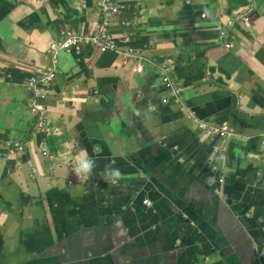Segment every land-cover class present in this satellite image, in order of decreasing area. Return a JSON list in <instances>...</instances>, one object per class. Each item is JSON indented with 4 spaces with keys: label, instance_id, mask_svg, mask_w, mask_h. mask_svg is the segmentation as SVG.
<instances>
[{
    "label": "crops",
    "instance_id": "obj_1",
    "mask_svg": "<svg viewBox=\"0 0 264 264\" xmlns=\"http://www.w3.org/2000/svg\"><path fill=\"white\" fill-rule=\"evenodd\" d=\"M12 1L13 10L7 12V2L0 0V42L3 45L6 36L10 41L6 53L0 48V91L10 84L13 98L16 96L12 86L24 83L35 65L46 66L49 42L62 36L56 20L42 27L39 19L31 18L35 21L32 23L26 22V18L41 11L61 10L69 2ZM113 1L116 5L131 2ZM132 1L137 15L128 33L137 35L127 36L129 45L119 37L115 43L121 52L142 51L152 70L144 74L143 65V71L137 72L136 60L123 65V87L118 100L122 120L132 122V129L138 134L154 130V122L145 120L159 113L156 105L165 94L156 64L162 61L167 73L176 76L183 86L188 103L199 107L200 117L230 126L236 132L233 138L215 139L233 151L236 163L244 165L246 151L250 150L259 154L251 162L262 165L264 0ZM73 3L81 6L77 11L80 15L66 16V25L92 29L90 12L94 1ZM37 5L44 7L36 11ZM64 21L65 17H61ZM120 29L115 26V30ZM222 31L224 36L220 35ZM226 42H232L233 47L227 48ZM102 48L87 44L81 53L59 54L58 72L48 91L46 107L53 115L64 110L67 124L75 115L70 98L90 102L104 87L103 64L118 55L96 50ZM11 50L15 59H10ZM30 63L32 67L23 69ZM27 97L24 89V95L16 97L10 106L12 124L5 123L0 115V264H202L205 258L210 259V264H264L257 254L264 249V201H232L235 193L246 197L249 188L231 182L222 195L223 201H231L229 206L221 201L190 202L204 187L184 178V168L178 166L167 148L116 159L113 166L119 168L122 179L114 189H102L103 201L97 200L95 183L104 179V167L112 162L109 156L99 157L92 176L77 177L79 191L86 189L90 201H54L53 192L46 201L37 199L55 186L60 188L58 198H64L63 191L68 190L64 186L72 174L69 161L77 157L68 144L72 138L64 137V132L47 138L52 151L50 159L40 155L35 145L40 134L34 135V118L27 111ZM137 100L141 101L138 110L134 105ZM169 108L167 105L166 109ZM173 112L180 113L176 109L169 114ZM179 123L191 122L183 116ZM14 141L25 150L9 156L4 145ZM171 143L193 144L197 159L212 154L215 163L221 161L210 140L198 132H181ZM126 155L128 151L123 156ZM28 161L37 164L32 175ZM133 163L140 164L147 173L138 177ZM156 182L163 193L167 186L174 187V199L153 193L151 198L155 201H141L142 183L150 187ZM114 195L121 201H112ZM236 213L245 218H237ZM150 245L156 250L152 251Z\"/></svg>",
    "mask_w": 264,
    "mask_h": 264
},
{
    "label": "rangeland",
    "instance_id": "obj_2",
    "mask_svg": "<svg viewBox=\"0 0 264 264\" xmlns=\"http://www.w3.org/2000/svg\"><path fill=\"white\" fill-rule=\"evenodd\" d=\"M5 1L7 2V12H11L13 10V8H11L13 1ZM66 1H68L69 4L66 3L63 9H57L52 12L48 10L34 13L31 17L26 18V22H29L31 18L39 19L43 27L49 25L52 19L56 20L61 28V34L67 31L75 33L78 41V48L76 50L83 51L87 44H96L97 42L98 45H96V48L99 44L104 46L102 49H96L99 52L105 53L109 51L123 56L120 46L114 41L119 37L125 39V45H129L127 36L137 35V32H135V34L128 33V29L133 25L137 15L133 3H131L133 2L132 0H129L131 2H128L126 6H119L118 10L115 12H107L104 9L102 1L93 0L94 7L90 12V18H93L92 29L80 27V25H66V16L68 17L71 13L80 15L77 11L81 10L79 4L73 3L76 0ZM42 7L44 6L37 5L36 11ZM26 11L27 15H29L31 8L28 6ZM61 17H65L64 22H61ZM104 19L107 22L105 24L103 23ZM6 20L11 19L7 17ZM31 21L35 23L34 20ZM115 26L121 29L115 30ZM9 43L10 41L7 36L3 41V45L0 42V48L3 47V54L7 52ZM132 53L139 55L135 58L136 64L142 63L145 70L144 74H149L152 70V65L148 63L146 56L142 55V51H132ZM9 56L10 59H15L12 50ZM15 62L19 63L20 60ZM156 64L158 71L168 74L162 61L156 62ZM32 66L33 64L30 63L29 66L22 67L23 69L26 67L29 69ZM103 69L104 75L102 76V83L104 87L97 92L90 102L77 97L70 98V102L75 109L74 120L71 123L67 124L65 122L66 117L64 115V110H61L60 114L53 115L50 113V110L47 109L45 120H41L32 115L34 118V135L35 133L40 134V138L35 142V145L42 157H49V159L52 157V151L51 149L49 150L47 145V138L56 137L58 129H62L64 137L72 138V140L68 141V144L71 146V149L76 152V157L86 150L87 154L94 158L97 164L100 156H109L112 161H115L116 159H121L126 151H128V157L131 158L138 154L145 155L148 152L163 147L169 149L172 158L176 161L178 166L184 168L185 179L189 180L191 184L204 187L200 192L194 194V201H223V191L226 190L231 182L237 185L245 184L247 188H249L246 197L239 193H235L232 201H264V160L261 159L263 162L262 165L251 162L257 155L259 156L258 153L247 150L245 164H237L233 151H228L223 143H218L209 133V121L200 117V113L187 114L184 116L191 122L187 125L179 123L183 115L174 112L169 114L170 110L174 111L177 109L180 112L184 106L183 99L179 98L174 92L170 94L167 102L159 98L156 105L158 110H160L159 113H157L154 118L145 120V122H154L155 134H153L154 130H143L142 133L138 134L132 129V122L127 124L120 117L122 109L118 104V100L121 97L123 87V61L117 60L115 57L113 61L104 63ZM135 75L140 74L135 72ZM176 78L177 77L174 76L173 80H176ZM9 86L10 84L6 85L4 89L0 91V115H2L4 122L10 125L13 122V113L10 110V106H12L16 97L20 98L24 95L26 84L22 83L12 86V91L16 96L13 98L11 97ZM107 87L108 89H105ZM24 99L26 102V97ZM167 105H170L169 110L166 109ZM107 111L110 112V115L105 114ZM184 131L198 132L201 136L207 137L213 146L214 152L220 153V163H215L214 155L212 154L205 159H197L195 157L196 149L193 144L180 146L177 143H171L174 136ZM19 146L20 143L14 141L5 143L4 148L9 156H16L20 154L15 152ZM55 146L58 148L57 140ZM24 150L25 148L23 152ZM76 160L77 159L74 157L69 163L72 174L68 176V182L65 183L64 188H68V190H66L64 198H58L60 188L55 186L53 188L54 201H90L87 198L88 191L83 189L80 192L77 187V176L73 172L76 166ZM133 165L138 177H143L144 174L147 173L140 164L133 163ZM36 166V163L29 162V175H32ZM96 169L97 166L93 170V173ZM117 185L118 183L113 185L111 182H106L105 178L97 181L95 183L97 200L103 201L101 199L102 189L108 187L114 189ZM142 192L143 198L141 201H155L151 198L153 193H159L167 200H173L177 195L175 188L172 186H167L163 193L157 182L150 187L142 183ZM112 201L121 200L118 195H114Z\"/></svg>",
    "mask_w": 264,
    "mask_h": 264
},
{
    "label": "built area",
    "instance_id": "obj_3",
    "mask_svg": "<svg viewBox=\"0 0 264 264\" xmlns=\"http://www.w3.org/2000/svg\"><path fill=\"white\" fill-rule=\"evenodd\" d=\"M104 5V9L107 12H115L118 10L119 6H125L123 4L116 5V3L113 0H101ZM245 20L247 21L248 18L246 17ZM107 23L106 21L104 24ZM221 36L225 35V32L222 31ZM77 39L76 35L73 32H64L62 33L61 38L52 40L48 44L47 52L49 56L50 63L46 66H40L35 65L33 68V73L28 76L24 82L26 84V90L28 92L27 97V108L31 115L36 116L37 118L41 120H45V114L47 111L46 107V100L48 98V91L51 88V83L55 79L56 74L58 72V59L59 54L61 52L69 53L71 51H75L76 53H81L80 50H76L78 48L77 46ZM115 42V41H114ZM91 44V43H90ZM96 47L98 43L91 44ZM225 46L227 48L233 47L232 42H226ZM98 47H104L101 44H99ZM106 47V46H105ZM132 49L130 50H124L122 51L123 56L125 58H129L131 56H134L137 58L139 55H136L132 53ZM135 70L137 72H142L143 65L138 64L135 67ZM163 81L166 83L168 87H174L172 83V79L169 74H164ZM167 99H164L166 101ZM209 133L214 137V139H229L236 136V132L232 129V127L227 125H216L211 124L209 126ZM23 148L19 146V148L15 151H21ZM36 172V169L34 168L33 174ZM147 204H149L148 201H146Z\"/></svg>",
    "mask_w": 264,
    "mask_h": 264
},
{
    "label": "water",
    "instance_id": "obj_4",
    "mask_svg": "<svg viewBox=\"0 0 264 264\" xmlns=\"http://www.w3.org/2000/svg\"><path fill=\"white\" fill-rule=\"evenodd\" d=\"M165 73L161 71V81H162V86H163V89H164V96L162 97V100L164 101V97L167 96L168 99H169V96L172 92H174L179 98H182L183 99V108L181 109L180 111V114L183 115V116H186L187 114H199V107L198 106H195V105H191L188 103L187 99L185 98L184 96V93H183V86L179 83L178 85L174 86V87H168L164 82H163V79H162V76L164 75ZM172 79H174L173 76H171ZM176 81V80H175ZM168 99L164 102H167ZM141 104V101L137 100L135 101L134 105H135V109H137V106ZM49 110V109H48ZM138 110V109H137ZM211 124H219V123H213V122H209V125ZM220 125V124H219ZM56 135H63V131L62 129H58L57 132H56ZM227 142V141H226ZM60 152V151H59ZM121 159H129L128 155L126 156H122ZM264 160V157L262 158ZM71 161H69L70 163ZM147 185H150L149 182H147ZM53 192V189H50L49 191H47L44 195H41L39 196L37 199H39L40 201H46L48 200V198L50 197V195L52 194ZM64 193L66 191H63ZM181 200L177 201V203H180ZM190 202H199V201H190ZM201 202V201H200ZM202 202H205V203H208V201H202ZM215 202H218V201H215ZM222 204L226 205V206H229L231 205V201H221ZM234 210L237 212V209L235 206H233ZM243 212H245L243 210ZM240 215L237 213V218H240V219H244L243 216L239 217ZM247 220H249L248 218H246ZM250 221V220H249ZM240 222V221H239ZM241 226L244 227L243 224H241ZM184 239L181 240V243L183 244ZM237 250V249H235ZM204 257H206V254H203ZM93 256H95V254L93 253ZM203 257V258H204ZM202 264H210V259L209 258H205L202 260Z\"/></svg>",
    "mask_w": 264,
    "mask_h": 264
},
{
    "label": "clouds",
    "instance_id": "obj_5",
    "mask_svg": "<svg viewBox=\"0 0 264 264\" xmlns=\"http://www.w3.org/2000/svg\"><path fill=\"white\" fill-rule=\"evenodd\" d=\"M138 64H142V63H138ZM163 76H162V79H163ZM171 79H172V77H171ZM164 99H168V97L165 96ZM114 163L115 162L112 161V162L105 165V167H104V178H105L106 182H111V184L116 185L119 182V180L122 179V173L120 172L118 167L113 166ZM96 166H97L96 160L94 158L90 157L87 154V151L85 150V151L81 152L79 154V156L77 157L76 166L73 169V172L75 173V175L78 178H80V177L87 178V177H90L93 175V170L96 168Z\"/></svg>",
    "mask_w": 264,
    "mask_h": 264
},
{
    "label": "flooded vegetation",
    "instance_id": "obj_6",
    "mask_svg": "<svg viewBox=\"0 0 264 264\" xmlns=\"http://www.w3.org/2000/svg\"><path fill=\"white\" fill-rule=\"evenodd\" d=\"M127 4H125V6H126ZM117 60H122L123 61V65H125V64H128L130 61H133V60H135V57L134 56H131V57H129V58H125L124 56H122V55H118L117 56ZM170 77H171V74H170ZM172 83L174 84V85H178L179 84V82H177V81H175V80H173L172 79ZM218 139V138H217ZM230 139V138H229ZM223 140V139H222ZM252 245V244H251ZM150 247L152 248V251H155L156 250V247L155 246H153V245H150ZM257 254H258V260L259 261H261V262H264V249L262 248V250L260 251V252H257ZM257 260V259H256ZM258 260H257V263H258Z\"/></svg>",
    "mask_w": 264,
    "mask_h": 264
},
{
    "label": "trees",
    "instance_id": "obj_7",
    "mask_svg": "<svg viewBox=\"0 0 264 264\" xmlns=\"http://www.w3.org/2000/svg\"><path fill=\"white\" fill-rule=\"evenodd\" d=\"M105 22V19L103 20V23ZM57 39H59V38H57ZM56 40V39H55ZM52 41V40H51ZM89 45H91V44H89ZM92 47H94V45H91ZM47 57H48V63L47 64H49L50 63V60H49V56H48V52H47ZM58 61H59V59H58ZM23 65H25V62H23ZM47 93H49V92H47ZM47 95H49V94H47Z\"/></svg>",
    "mask_w": 264,
    "mask_h": 264
}]
</instances>
